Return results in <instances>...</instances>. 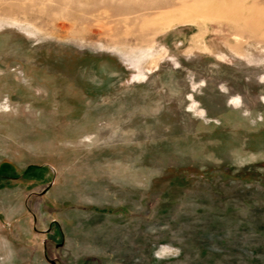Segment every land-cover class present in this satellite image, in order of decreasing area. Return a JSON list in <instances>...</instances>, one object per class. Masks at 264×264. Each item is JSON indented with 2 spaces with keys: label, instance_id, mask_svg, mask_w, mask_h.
<instances>
[{
  "label": "rangeland",
  "instance_id": "rangeland-1",
  "mask_svg": "<svg viewBox=\"0 0 264 264\" xmlns=\"http://www.w3.org/2000/svg\"><path fill=\"white\" fill-rule=\"evenodd\" d=\"M180 1L0 0V264H264V0Z\"/></svg>",
  "mask_w": 264,
  "mask_h": 264
},
{
  "label": "bare ground",
  "instance_id": "bare-ground-1",
  "mask_svg": "<svg viewBox=\"0 0 264 264\" xmlns=\"http://www.w3.org/2000/svg\"><path fill=\"white\" fill-rule=\"evenodd\" d=\"M187 3L188 2L186 0H181L178 3H173V5L171 4L172 6H170V7H166L160 3H156L154 5L151 4L152 6H146L145 5L144 6L145 8L142 7V9L155 10V12H153V14L150 17L148 15L149 20L147 22H150L151 24L152 23L158 24L159 29L162 30L163 28L171 27L173 24H180V23H183V22L191 20V19L196 20V18L191 17V16H192V14L196 13L200 9V7H197L195 5L196 3H194V2L192 4H187ZM202 4H204V3H202ZM202 4L200 2V5H198V4L197 5L201 6ZM146 7H149V8H146ZM144 20H145V18H144ZM145 22L146 21H144L143 24ZM140 26H141V24H140Z\"/></svg>",
  "mask_w": 264,
  "mask_h": 264
}]
</instances>
